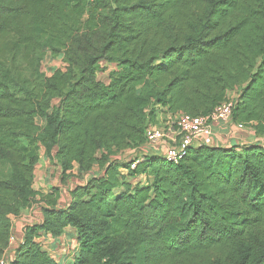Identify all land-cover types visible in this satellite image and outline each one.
<instances>
[{
  "label": "trees",
  "instance_id": "trees-1",
  "mask_svg": "<svg viewBox=\"0 0 264 264\" xmlns=\"http://www.w3.org/2000/svg\"><path fill=\"white\" fill-rule=\"evenodd\" d=\"M232 93L257 141L121 158ZM42 157L84 182L64 206L33 187ZM35 203L9 264H264V0H0V259ZM68 230L69 257L44 248Z\"/></svg>",
  "mask_w": 264,
  "mask_h": 264
},
{
  "label": "built area",
  "instance_id": "built-area-1",
  "mask_svg": "<svg viewBox=\"0 0 264 264\" xmlns=\"http://www.w3.org/2000/svg\"><path fill=\"white\" fill-rule=\"evenodd\" d=\"M233 107L234 99L229 97L207 115L191 116L183 113H168L164 121V128L161 127L162 125L158 124H151L148 126L146 130L147 142L142 148L143 158L131 159V168H135L139 163L143 162L145 156L149 154L159 155L166 160L178 161L183 157L186 149L189 147L216 144L214 126L217 124H227L230 127L231 135L235 133V130L246 128V126L242 124L232 123ZM169 133L170 136H168ZM20 241L21 240L16 236L15 232H13L10 236L9 248L0 259V264L10 263L14 257V254L12 257L11 253H14V249ZM41 241L43 246L49 248L48 250L51 254H54L50 247L53 238L44 235Z\"/></svg>",
  "mask_w": 264,
  "mask_h": 264
},
{
  "label": "crops",
  "instance_id": "crops-1",
  "mask_svg": "<svg viewBox=\"0 0 264 264\" xmlns=\"http://www.w3.org/2000/svg\"><path fill=\"white\" fill-rule=\"evenodd\" d=\"M164 121H165L164 119H161V124L160 125L165 124ZM246 128H250L249 129L250 131H248L250 133V135H248V136L242 135L241 133H239V134L235 133V134L231 135L230 134V127L227 124H217V125L214 126L215 142L217 144H219L220 146H222V147L229 148V147H231L234 144H237V145L241 146V145H244V144H250V143H253V142L257 141L258 139H257V137L255 135L254 128H252L251 126H247ZM234 135H235V137H234ZM127 152H136V151L128 150ZM127 152H126V154H130V153H127ZM139 152H142V150L139 151ZM43 161L46 164L47 163L51 164V163L48 162V160H46L44 158H43ZM39 167H40V164H38L36 166V169H35V181H34V186H33L34 189L36 191H40V192L46 193V192H48L50 190V188L52 186H60L61 189H62V198L60 200V205L64 206L67 203V201L69 200L68 189L64 188V186L62 184H57V185L56 184H51L49 180L44 179L42 176H40V174L37 173V170H38ZM58 168L60 169L59 166H58ZM37 175H38V179L39 180H43L42 186L40 188L36 187ZM141 184H144V183L142 182ZM37 215L38 216L33 221H32L31 218H29L31 220V222H24L23 220H29V219H26L24 217V215L22 217H19V218H13L14 226H15V229H16L15 234H16V236L19 239L22 238L21 227L23 226V224L36 222L41 217L42 214H41V210L40 209L38 210V214ZM69 234H71L70 230H68L65 235L60 237L59 240L55 241L53 239V242L50 243L51 251L52 250H53V252L55 251L54 254L57 257H61L63 255L69 257L68 256L69 253H65V250H70L71 248L74 249L77 246V241ZM11 254H12L11 256L13 257L14 253H11Z\"/></svg>",
  "mask_w": 264,
  "mask_h": 264
},
{
  "label": "rangeland",
  "instance_id": "rangeland-1",
  "mask_svg": "<svg viewBox=\"0 0 264 264\" xmlns=\"http://www.w3.org/2000/svg\"><path fill=\"white\" fill-rule=\"evenodd\" d=\"M65 67H66V65L62 61L61 58H51L50 56L44 61V64H43V70L46 72L47 75H51L53 69H56V68L64 69ZM105 69H106V71L99 72V78L101 80H104V81L107 80L109 72L113 69V65H108L107 64V65H105ZM230 96L233 99H235L236 94L232 93ZM37 122H38V124H42V120L41 119H38ZM161 127L164 128L165 125L162 124ZM249 129L250 128H246V129L244 128V129H241V130H235L234 131V128H233V131L236 134L241 133L242 135L248 136V135H250V133L248 132V131H250ZM166 132H167V130H166ZM168 136H170V134H168ZM127 153H130V154H126L125 153V154H123V156H121V158L124 159V161H129V160H131L133 158L134 159L135 158H139V159L143 158V153L139 152V151L127 152ZM39 164H40V167L38 168L37 173L40 174V176H42L44 179L49 180L51 184H56V185L57 184H62L64 186V188L72 189L76 185L83 183L82 178L77 174V172H73V173L69 174L66 179L62 180L61 170L58 168V166L55 163H52V164H48L47 163L46 164L43 161V157L40 160ZM94 171L97 172V169H95ZM135 181L136 182L145 183L146 182V178L142 176V177H139L138 179H135L134 183H136ZM42 183H43V180H39L38 179V175H37L36 187L40 188L42 186ZM39 209H40L39 204L35 203L33 205V207L30 210H27L23 215H24V217L26 219L31 218L32 221H33L38 216L37 214H38V210ZM23 221L24 222H31L30 219L29 220H23ZM44 248H46L47 250L49 249L46 246H44ZM69 251H73V249L71 248L70 250H65V253H70ZM54 252L52 250V253H54Z\"/></svg>",
  "mask_w": 264,
  "mask_h": 264
}]
</instances>
